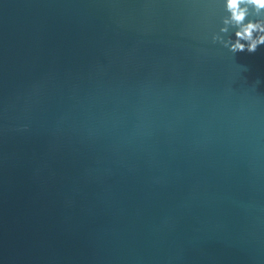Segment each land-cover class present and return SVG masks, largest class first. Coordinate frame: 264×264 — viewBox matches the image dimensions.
Listing matches in <instances>:
<instances>
[{"label": "water", "instance_id": "95a60500", "mask_svg": "<svg viewBox=\"0 0 264 264\" xmlns=\"http://www.w3.org/2000/svg\"><path fill=\"white\" fill-rule=\"evenodd\" d=\"M225 20L0 0V264H264V45Z\"/></svg>", "mask_w": 264, "mask_h": 264}, {"label": "clouds", "instance_id": "9594fccd", "mask_svg": "<svg viewBox=\"0 0 264 264\" xmlns=\"http://www.w3.org/2000/svg\"><path fill=\"white\" fill-rule=\"evenodd\" d=\"M250 5L257 12L264 11V0H225V8L229 13V20L236 28L235 41L231 44L230 51L254 53L258 46L264 45V21L245 23L247 9L242 5ZM226 31V29H221ZM256 34V35H254Z\"/></svg>", "mask_w": 264, "mask_h": 264}]
</instances>
